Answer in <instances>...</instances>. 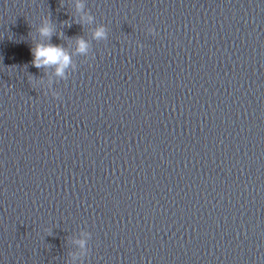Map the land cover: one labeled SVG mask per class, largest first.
I'll return each mask as SVG.
<instances>
[{
	"label": "clouds",
	"instance_id": "clouds-1",
	"mask_svg": "<svg viewBox=\"0 0 264 264\" xmlns=\"http://www.w3.org/2000/svg\"><path fill=\"white\" fill-rule=\"evenodd\" d=\"M82 7V6H80ZM89 19H91L89 17ZM41 35L50 36L51 29L49 27H42L40 29ZM106 36V32L103 26L97 28L94 32L95 39H104ZM77 51L81 54H84L88 50V43L83 38H78L77 40ZM34 60L33 63L36 67L47 66V65H55L57 75L63 76L65 69H67L71 65V57L69 53L65 51V49L58 45L52 44H38L33 49ZM81 246H83V242H81Z\"/></svg>",
	"mask_w": 264,
	"mask_h": 264
}]
</instances>
